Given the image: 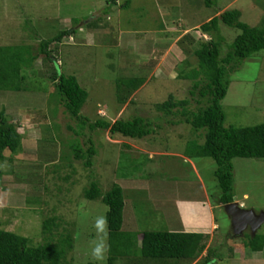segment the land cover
I'll list each match as a JSON object with an SVG mask.
<instances>
[{"label": "rangeland", "instance_id": "obj_1", "mask_svg": "<svg viewBox=\"0 0 264 264\" xmlns=\"http://www.w3.org/2000/svg\"><path fill=\"white\" fill-rule=\"evenodd\" d=\"M49 1L0 0V48L19 47L25 59L38 54L33 64L22 67L20 75L25 80L18 81L19 90H8L0 81V114L4 112L23 137L22 150L18 154L7 151L0 160V230L26 237L30 246L39 247L47 243L45 220L57 217L58 233L69 232L74 238L66 264H97L90 255V242L97 238L94 221L97 216L107 218L109 208L101 199H87L85 193L92 183L103 194L117 185L124 190L126 202L123 231L133 236L129 259L141 257L144 233L181 228L180 200L208 198L219 229L207 242L208 249L219 250L214 263L264 264V250L252 252L245 247L250 230L235 237L224 206H219L223 191L215 161L193 157L197 146L204 144L203 132L181 123L180 114L169 116L156 108L171 96L189 100L190 111L205 106L206 100L194 91L195 81L184 78L199 69L193 53L196 43L212 37L217 40V35L203 34L201 25L225 11L239 10L241 22L264 29V0H132L116 10L111 6V10L99 11H95V0H52L51 6ZM89 12L110 14L111 20L104 32L85 42L80 28H88L90 21L99 22ZM65 17L71 18L69 24L63 23ZM68 30L77 33L75 41L65 37L61 44L51 46L53 62L40 53L42 42ZM164 30L165 37H159ZM220 34L225 56L241 31L221 24ZM133 42L140 49L133 48ZM154 54L156 58L167 56L165 78L151 77L155 69L151 60L146 67L142 64ZM53 71L75 76L87 90L89 98L81 112L87 122L67 114L55 94ZM132 78L148 81L134 104L122 105L128 87L125 82ZM230 80L222 102L225 126L264 124V50L245 60ZM118 118H145L153 131L143 139H132L90 128L98 120ZM90 140L96 156L93 166L87 167L73 149L87 151ZM233 164L234 199L244 209L264 212V160L237 158ZM258 234L264 235V224ZM206 255L194 263L205 264ZM108 257L109 252L103 264H108Z\"/></svg>", "mask_w": 264, "mask_h": 264}, {"label": "trees", "instance_id": "obj_2", "mask_svg": "<svg viewBox=\"0 0 264 264\" xmlns=\"http://www.w3.org/2000/svg\"><path fill=\"white\" fill-rule=\"evenodd\" d=\"M242 13L239 10H229L220 16L212 18L201 25L203 34L216 36L211 41L196 43L194 55L199 59V69L193 70L184 78L195 81L194 91H198L206 105L197 111H190L189 100L177 101L171 96L168 101L157 105L159 112L169 116L182 117L181 123L190 125L197 132H203V145H198L193 157L211 158L217 168L216 177L223 191L219 205H226L234 201L235 172L233 161L237 158L264 160V124L248 127H226V115L222 102L226 98L230 85V75L240 68V65L253 55L264 50V29L250 27L241 22ZM226 25L241 31L235 39L230 52L222 55L223 38L220 34V25ZM73 31H64L48 42H42L40 53L53 62L51 46L59 45L65 37L71 36ZM186 37V36H185ZM187 38V37H186ZM24 58L19 47L0 48V81L8 90H19L18 81L22 77V67L33 64L38 54ZM51 57V58H49ZM28 62V63H27ZM52 80L55 83V94L60 98L67 114L78 121L86 118L81 114L89 93L78 82L75 76L59 75L53 71ZM125 96L121 97L122 105L129 102L130 97L145 83L144 78H132L126 82ZM195 92L193 95H195ZM131 100L129 104H134ZM178 110V111H176ZM179 116V115H178ZM90 128L108 130L112 136L124 138L143 139L152 133V125L145 118H135L125 121L118 118L115 121L98 120ZM87 151L73 149L77 159L85 160L87 167L93 166L96 149L93 141ZM23 137L16 125L3 113L0 114V160H4L5 153L18 154L22 150ZM81 147V146H80ZM89 200L101 199L109 208L107 221L109 227V257L108 264L115 262L125 263L131 258L128 250L134 248L133 236L123 231L124 210L126 206L124 190L114 186L109 192L103 194L99 185L92 183L85 193ZM60 224L57 217L45 220L43 232L46 238L44 245L30 246V240L14 232L0 230V264H66L67 257L74 250V238L69 232L58 233ZM136 234V238H137ZM245 247L252 252L264 250V235L252 233L245 235ZM210 235L186 232H146L142 235L140 256L144 259L167 261H190L203 256L207 252L205 264H215L219 250L207 248ZM234 250L231 249V258ZM134 258V257H133Z\"/></svg>", "mask_w": 264, "mask_h": 264}, {"label": "crops", "instance_id": "obj_3", "mask_svg": "<svg viewBox=\"0 0 264 264\" xmlns=\"http://www.w3.org/2000/svg\"><path fill=\"white\" fill-rule=\"evenodd\" d=\"M97 1V6L95 11H99V10H111V6L114 7V9L116 10L117 6H122L124 5H128L131 4L132 0H95ZM52 4H54V1H49V5L51 6ZM7 5H3L4 9H7ZM89 16H94L93 19H99L97 23H91V21L88 23V28H80V30L78 31L79 33L83 34L84 36V41L88 42L90 40H92L93 38H95V36H98L97 33L101 32L103 29H106L108 25L109 20H111L110 18V14H98V12H89ZM49 17H54L51 14H49ZM58 18V16H56ZM106 18V19H105ZM62 20V18H60ZM70 17H65L63 18V23L64 24H69L70 23ZM93 19H91L93 21ZM101 20V22H100ZM165 29V27H164ZM68 31H73V33L71 34V36H69L70 41H75V34H77L74 30H68ZM105 31V30H104ZM102 31V32H104ZM184 31H188V30H184ZM162 33V34H161ZM159 37H165L166 34V30L164 31H160L159 33ZM180 36V35H179ZM181 37V36H180ZM180 39H178L177 43H179ZM159 41V38L157 39V42ZM155 42V38L153 40V43ZM128 43V42H127ZM165 43V42H164ZM176 43V44H177ZM129 44V43H128ZM133 48H138L139 45L136 42H133ZM158 46V43H156ZM172 45V44H170ZM140 49V48H138ZM152 56V55H151ZM151 56L149 55V57L151 58ZM166 54H162L161 58H156V55L154 54L152 56V58H148L145 59L142 64L146 66L149 65V63L152 61L154 63V71H151V77L152 78H156L157 76H164L163 72L165 70H163V67L165 66V59H166ZM151 60V61H150ZM141 65V64H140ZM156 74V75H155ZM165 78V76H164ZM145 79V83L143 84V86H141L139 88V90H137L131 97L130 100L135 101L136 97L138 96L139 92L145 87L148 79ZM127 104V103H126ZM129 104V103H128ZM247 197V196H245ZM220 207H222V205H219ZM178 210H179V219H180V225L181 228H179V230H174L171 232H186V233H200V234H205V235H212L215 233V231L219 230L218 229V223L215 219L214 216V207L212 205V203L210 202V200L208 198L205 199V201L203 200H197V201H193V202H187L184 200H180L178 202ZM131 231V230H130ZM123 264H195L194 262H190V261H176V260H167V261H158V260H153V261H149L147 259L144 258H132V259H127L125 263Z\"/></svg>", "mask_w": 264, "mask_h": 264}, {"label": "water", "instance_id": "obj_4", "mask_svg": "<svg viewBox=\"0 0 264 264\" xmlns=\"http://www.w3.org/2000/svg\"><path fill=\"white\" fill-rule=\"evenodd\" d=\"M224 209L231 221V229L235 237H242L250 228L255 236L264 224V212L257 214L240 206L234 199L232 203L224 205Z\"/></svg>", "mask_w": 264, "mask_h": 264}, {"label": "clouds", "instance_id": "obj_5", "mask_svg": "<svg viewBox=\"0 0 264 264\" xmlns=\"http://www.w3.org/2000/svg\"><path fill=\"white\" fill-rule=\"evenodd\" d=\"M94 228L97 238L90 242V255L97 264H103L110 250L107 242L106 216H97L94 221Z\"/></svg>", "mask_w": 264, "mask_h": 264}, {"label": "flooded vegetation", "instance_id": "obj_6", "mask_svg": "<svg viewBox=\"0 0 264 264\" xmlns=\"http://www.w3.org/2000/svg\"><path fill=\"white\" fill-rule=\"evenodd\" d=\"M248 230H250V228ZM250 233H251V230H250Z\"/></svg>", "mask_w": 264, "mask_h": 264}]
</instances>
